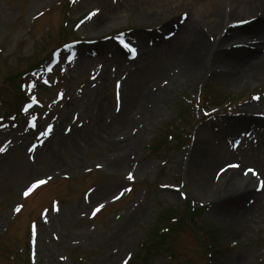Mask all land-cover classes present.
I'll return each mask as SVG.
<instances>
[{"label": "rangeland", "instance_id": "obj_1", "mask_svg": "<svg viewBox=\"0 0 264 264\" xmlns=\"http://www.w3.org/2000/svg\"><path fill=\"white\" fill-rule=\"evenodd\" d=\"M63 1L0 0V103L6 102L0 115L14 111L23 100L14 85L18 74L49 59L50 51L64 41L79 39V34L86 39H97L115 29L135 28L133 35L143 43L145 54L127 79H120L122 99L132 74L146 66L148 58L159 55L158 60L166 64L170 48H174L173 54L179 58L180 47L185 43L183 34L188 28L181 29L171 40H155L150 47L147 39L155 34L143 29L161 27L163 33L172 31L185 4L175 2L174 11L165 15V8H155L154 0H83L72 12L68 19L71 23L65 30L62 14L71 9L68 0L64 4ZM52 7V11L31 22L35 14ZM91 8H100L102 12L91 24H83L80 33L74 34L70 30L73 23ZM105 22L109 27L99 25ZM110 48L107 46L106 50ZM71 49L76 53L70 64L73 68L65 66L62 74L65 79L72 75L74 81L72 86L70 82L66 84L70 86L69 92L57 107L62 109V115L50 116L57 118L58 123H52L51 136L32 156L33 160L27 152L34 139L29 136L31 132L21 126L0 129V146L7 140L13 141L5 152L0 149V264H30L27 239L33 219L38 229L35 253L31 255L33 264H122L132 253L136 257L144 250L141 244L155 246L157 236L154 235L166 227L162 217L171 208L185 213L187 202L182 191L177 190L183 183L188 197L206 205L203 222L214 226L215 237L222 247L216 262L264 264V186L254 195L259 179L246 178L252 185L245 187L244 192L240 183H229L231 175L240 179L247 167L264 178V80L244 79L232 84L221 73L214 74L209 69L187 81L181 77L183 67L177 61L169 62L161 70L162 74L155 77L158 79L151 78L145 88L150 86L155 94L153 103L143 109L149 110L147 118L142 119L143 114L137 113L135 107L127 131L113 133L109 125L123 107L122 99L121 105L117 104L115 87L119 80L112 77L116 66H110L108 60L109 65L106 62L100 69L103 74L100 80L90 81L95 61L88 60L87 46L81 43ZM122 67L117 77L123 72ZM198 77L203 81H197ZM165 81L170 83L162 88ZM76 87L81 91L76 93ZM203 88L206 89L204 107L215 106L216 101L221 103L224 95L227 98L231 95L232 103L228 108L223 105L221 115L198 121L203 113L193 112L190 99L196 100L199 96V101ZM55 92V89L49 92L50 96L54 97ZM251 93L259 101L254 105L255 110L248 112L250 104L246 103L250 102ZM243 99L248 101L245 103ZM182 103L190 112L184 117ZM77 114L79 120L74 127L79 121L83 126L73 129L71 134L65 133V126ZM45 121L52 122L48 116ZM133 129L138 131L137 143L123 146ZM246 134L251 136L245 138ZM201 159L211 171L231 160H239L243 165L240 171L224 174L218 181L200 184L192 180V171ZM38 179L48 180L50 184L28 198L25 207L15 216L23 203L19 199L22 192ZM129 183H134L132 191ZM104 184L111 185L110 192L96 195ZM121 190H125L123 195L118 194ZM242 194L245 197L237 205L234 198ZM54 201L57 203L53 207ZM101 204L105 211L93 220L90 212ZM239 206H246L245 211L240 212ZM43 208L48 210L42 213ZM170 233L150 262L145 260L140 264H207L201 242L193 232L179 227ZM169 254L176 255L174 261Z\"/></svg>", "mask_w": 264, "mask_h": 264}, {"label": "bare ground", "instance_id": "obj_2", "mask_svg": "<svg viewBox=\"0 0 264 264\" xmlns=\"http://www.w3.org/2000/svg\"><path fill=\"white\" fill-rule=\"evenodd\" d=\"M224 1L154 0L155 8H165V15H169L174 11L176 7L172 4L175 2H182L186 4L185 7L193 10L192 15L186 22V26L191 27L194 25L190 28L192 31L188 34L189 38L180 47L181 52L179 58L178 54L176 57L174 56V48H170V57L167 58L166 64L177 61L183 67L181 77L186 78L187 81L193 79L195 77L194 75L203 74L205 69L212 68L213 70L217 64L226 65V71H222L220 75L231 83L241 82L244 79H251L253 81L264 80V0H227L225 1L226 4ZM226 5L229 6L227 7ZM153 12L159 15L158 10ZM241 14L246 15L243 20L250 19V24L235 27L240 29L230 28L229 24L232 21L242 22L239 19L241 18L239 16ZM99 25L105 28L109 27L106 22L99 23ZM253 39H256V41L248 44V41ZM231 42L232 44H241L235 47L230 45ZM252 46L255 47L254 50L250 48ZM158 59L159 55L148 58L146 66L144 65L137 73L134 72L132 74L126 93L125 95L123 94L122 110L113 118L111 125H109L110 131L113 133L128 129L127 125L133 119L132 109L136 107V111L141 114L142 110L151 103L152 91L150 90V86L147 89L145 88L151 82L150 79L157 77L161 73V70L165 68L164 66H166V64ZM157 79L155 78L153 80ZM147 114L148 111L143 114L142 119H146ZM137 139L138 137H127L122 145L124 146L127 143H132V145L136 144ZM204 164L205 160L201 159L193 168L192 180L195 183L204 184L216 178V174L213 172L215 168L211 171L209 165L204 166ZM209 170L211 173H208ZM242 180L244 179H239L235 175L229 177V183L235 182L238 184ZM250 185H252V182H250L248 187ZM111 189V185L104 184V186L100 187L96 195L108 194ZM243 197H245L244 194L238 198H234L236 199L235 203L238 205ZM223 207H225V204H223ZM240 208L245 211V208H242V206Z\"/></svg>", "mask_w": 264, "mask_h": 264}, {"label": "snow or ice", "instance_id": "obj_3", "mask_svg": "<svg viewBox=\"0 0 264 264\" xmlns=\"http://www.w3.org/2000/svg\"><path fill=\"white\" fill-rule=\"evenodd\" d=\"M92 15H95V13H92ZM247 21H242V23H246ZM126 47H128L129 49H130V51H132V52H135V48H132L131 47V45H128V44H126L125 45ZM100 165H98V167H99ZM228 167H238V165H229ZM226 169H221V171L223 172V171H225ZM248 173H252L253 175H259L258 173H256V171L254 170V169H248L247 170V172H245V175H247ZM130 179L131 178H133V177H129ZM44 183H46V181L45 180H38L33 186H31V187H29V189L25 192V195H28V194H30L33 190H34V188H36V187H39V185H42V184H44ZM262 183H264V182H262ZM119 198V197H118ZM22 207V206H21ZM104 207V205L103 204H101V205H99V207H97L96 208V212H99L100 211V209H102ZM20 209L18 208L17 209V211H19ZM93 215H95V212L93 213Z\"/></svg>", "mask_w": 264, "mask_h": 264}]
</instances>
